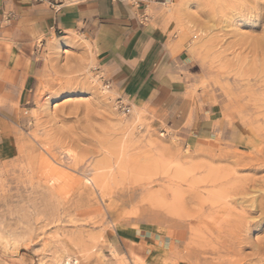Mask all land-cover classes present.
<instances>
[{
    "label": "rangeland",
    "instance_id": "374dc122",
    "mask_svg": "<svg viewBox=\"0 0 264 264\" xmlns=\"http://www.w3.org/2000/svg\"><path fill=\"white\" fill-rule=\"evenodd\" d=\"M54 1L0 0V44L31 41L22 14ZM152 2L141 26L192 52L177 98L123 99L84 36L46 27L26 86L0 89V264L264 263V165L250 158L264 82L242 98L264 77V17L235 0Z\"/></svg>",
    "mask_w": 264,
    "mask_h": 264
},
{
    "label": "crops",
    "instance_id": "0c3cea01",
    "mask_svg": "<svg viewBox=\"0 0 264 264\" xmlns=\"http://www.w3.org/2000/svg\"><path fill=\"white\" fill-rule=\"evenodd\" d=\"M54 2H48V6L32 5L22 14V24L32 34L31 41H18L10 49L0 44V89L15 83L26 86L30 72L36 69V38L46 27L49 35L77 32L84 36V41L92 46L96 64L123 99L149 100L160 105L164 98H177L186 91L182 72L192 64L189 45L141 26L144 11L151 8L155 12L159 2L148 0L144 7H137L130 0ZM145 239L141 234L137 237L141 251L145 250Z\"/></svg>",
    "mask_w": 264,
    "mask_h": 264
},
{
    "label": "bare ground",
    "instance_id": "6f19581e",
    "mask_svg": "<svg viewBox=\"0 0 264 264\" xmlns=\"http://www.w3.org/2000/svg\"><path fill=\"white\" fill-rule=\"evenodd\" d=\"M249 1V0H248ZM256 1V0H255ZM251 3V2H250ZM257 3V2H256ZM233 9V8H232ZM237 9V8H236ZM243 9V8H242ZM225 11V10H224ZM236 11V10H235ZM241 11V10H240ZM219 12V11H218ZM237 12V11H236ZM227 13L229 14V12L227 11ZM219 14V13H218ZM228 14H223V16L225 15H228ZM231 15V14H230ZM230 15H228V16H230ZM218 19H220V18H218ZM230 20V19H229ZM218 21V20H217ZM224 21V20H223ZM231 22V21H230ZM228 23V22H227ZM264 34V33H263ZM251 38V37H250ZM253 41V40H252ZM255 42H256V40H255ZM264 43V42H263ZM256 44V43H255ZM252 58V57H251ZM253 59V58H252ZM247 64V63H246ZM248 66V65H247ZM243 68V67H242ZM262 69V68H261ZM243 73V72H242ZM261 73V72H260ZM245 74V73H244ZM253 75V74H252ZM260 76V75H259ZM258 76V77H259ZM247 77V76H246ZM261 82L263 83L264 82V77H262V78H249V79H247V83L245 84V88H244V92L242 93V98H244L245 96H251L252 94L250 93V91H252V90H257V89H260L261 90V86H262V84H261ZM263 88V87H262ZM242 91H243V89H242ZM258 94V93H257ZM251 98V101H253V105H254V112H258L257 110L258 109H260V108H263L264 107V95L261 93V94H258V95H256V96H253V97H250ZM68 100H71V99H68ZM65 102V101H64ZM56 107H57V105H56ZM55 108V107H54ZM263 122L264 121V116H262V115H260V114H258V115H256V117H254V118H252L251 119V121H250V123H252V122ZM260 140L262 141V142H264V133L262 134V136H261V138H260ZM254 143V142H253ZM254 145H258L257 143H255ZM252 148V147H251ZM254 149H255V151H256V153H251L250 154V158H254V161L256 162V164H258V166L259 165H264V147H261V148H258L257 146H255L254 147ZM252 151V150H251ZM249 157V156H248ZM248 163V160H246L244 157H242V165H246ZM251 168V167H250ZM259 169H261V168H259ZM258 169V170H259ZM254 170H255V168H254ZM258 172V171H257ZM256 172V173H257ZM103 174H105V173H103ZM107 174V173H106ZM100 175V174H99ZM107 178V177H106ZM94 179H96V178H94ZM263 179V178H262ZM251 180H253V179H251ZM250 180V181H251ZM264 180V179H263ZM92 179L91 178H89V179H87L86 180V183H92ZM104 181V180H103ZM248 181V180H247ZM249 181V182H250ZM105 182V181H104ZM248 182V183H249ZM262 183V182H261ZM96 184H97V182H96ZM99 184V183H98ZM250 184V183H249ZM252 184V183H251ZM257 184H260V183H257ZM264 184V183H263ZM93 186V185H92ZM107 186V185H106ZM105 186V187H106ZM238 186V185H237ZM240 186V185H239ZM260 186V185H259ZM102 187V186H101ZM104 187V186H103ZM249 187V186H248ZM257 187V186H256ZM242 188V187H241ZM251 188H253V187H251ZM258 188V187H257ZM256 188V189H257ZM264 188V187H263ZM82 189V188H81ZM98 189H99V187H98ZM243 189V188H242ZM248 189H250V187L248 188ZM91 190V189H90ZM101 190V189H100ZM236 190H238V189H236ZM240 190V189H239ZM244 190V189H243ZM253 191H254V189H252ZM259 190V189H258ZM262 190V189H261ZM260 190V191H261ZM264 191V190H263ZM238 192V191H237ZM256 192V191H255ZM259 192V191H258ZM262 194V193H261ZM236 195H237V193H236ZM245 197H246V195H245ZM264 197V196H263ZM238 199V198H237ZM242 199H244V198H242ZM251 199H253L254 200V198H251ZM248 200V199H247ZM249 201V200H248ZM256 201V200H255ZM237 202V201H236ZM251 203H253V202H251ZM262 203V202H261ZM221 204H223V203H221ZM250 204V203H249ZM262 204H264V203H262ZM220 205V204H219ZM252 205V204H251ZM255 206H258V205H255ZM260 206H262V205H260ZM260 206L258 207L259 209H260ZM245 207H246V205H245ZM247 207H249L250 208V206H247ZM249 208H247V209H245L246 211V213H249V211H248V209ZM252 208V207H251ZM244 209V208H243ZM253 209V208H252ZM258 209V210H259ZM170 210V209H169ZM250 210V209H249ZM244 211V210H243ZM262 211V210H261ZM167 212V211H166ZM216 213V212H215ZM251 213V212H250ZM220 214H221V212H220ZM235 214V213H234ZM230 215V214H229ZM232 217H233V215H232ZM263 217V216H262ZM225 218V217H224ZM213 219H214V217H213ZM247 220V219H246ZM230 221V220H229ZM257 221H258V219H257ZM218 222H220V221H218ZM224 222V221H223ZM247 222V221H246ZM255 222V221H254ZM214 223H215V221H214ZM217 223V222H216ZM221 223H222V221H221ZM220 223V224H221ZM224 224V223H223ZM201 225V224H200ZM217 225V224H216ZM227 225V224H226ZM243 226V225H242ZM248 226V225H247ZM246 226V227H247ZM208 227V226H207ZM244 227V226H243ZM222 228V227H221ZM249 228V227H248ZM243 229H245V228H243ZM220 230V229H219ZM222 230V229H221ZM250 230V229H249ZM244 231V230H243ZM243 231H242V233H243ZM222 232V231H221ZM226 232V231H225ZM224 233V232H223ZM211 234V233H210ZM233 234V233H232ZM235 234V233H234ZM233 234V235H234ZM244 234V233H243ZM248 234V233H247ZM224 235V234H223ZM215 237V236H214ZM216 238V237H215ZM229 238V237H228ZM243 239V238H242ZM245 239V238H244ZM243 239V240H244ZM242 240V241H243ZM233 241V240H232ZM241 241V242H242ZM240 242V243H241ZM244 244V243H243ZM263 246V245H262ZM224 248H225V246H224ZM233 249V248H232ZM241 249V248H240ZM231 251V250H230ZM256 253V252H255ZM264 253V252H263ZM116 254V253H115ZM237 254V253H236ZM235 254V255H236ZM241 255V254H240ZM260 258H262V257H260ZM70 260V259H69ZM123 260V259H122ZM243 260V259H242ZM254 261V260H253ZM74 263V264H76V259H73V261H71V262H69V263ZM247 262H249V261H247ZM262 262V261H261ZM232 263V262H231ZM234 263V262H233ZM251 263V262H250ZM253 263V262H252ZM120 264H125L124 263V261H122ZM264 264V263H263Z\"/></svg>",
    "mask_w": 264,
    "mask_h": 264
},
{
    "label": "snow or ice",
    "instance_id": "6c2138e0",
    "mask_svg": "<svg viewBox=\"0 0 264 264\" xmlns=\"http://www.w3.org/2000/svg\"><path fill=\"white\" fill-rule=\"evenodd\" d=\"M228 7L234 8H243V9H252L253 11L250 13L252 15L258 14L261 17H264V0H260L259 7L256 9L255 4L249 3L248 0H235V2L231 5H226Z\"/></svg>",
    "mask_w": 264,
    "mask_h": 264
},
{
    "label": "built area",
    "instance_id": "2783aa9c",
    "mask_svg": "<svg viewBox=\"0 0 264 264\" xmlns=\"http://www.w3.org/2000/svg\"><path fill=\"white\" fill-rule=\"evenodd\" d=\"M130 1L132 2V4H134L137 7H144V6H147V4H148V0H130ZM154 1H156V0H154ZM124 111H128L129 112L130 111V108L127 107V106H125L124 107Z\"/></svg>",
    "mask_w": 264,
    "mask_h": 264
}]
</instances>
